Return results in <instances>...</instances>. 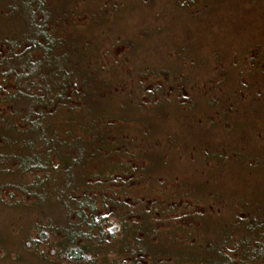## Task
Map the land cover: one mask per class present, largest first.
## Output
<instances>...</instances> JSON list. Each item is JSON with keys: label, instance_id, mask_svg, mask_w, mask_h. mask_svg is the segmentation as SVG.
<instances>
[{"label": "trees", "instance_id": "1", "mask_svg": "<svg viewBox=\"0 0 264 264\" xmlns=\"http://www.w3.org/2000/svg\"><path fill=\"white\" fill-rule=\"evenodd\" d=\"M174 2L189 19L232 5L264 21L262 0ZM89 8L0 0V160L11 163L0 174L13 176L0 190L3 204L39 210L19 250L0 239V260L264 264V154L247 142L255 131L264 136V35L247 39L250 26L236 19L233 44L207 55L180 47L152 68L138 63V51L156 32L118 27L113 5L97 21ZM206 68L216 79L208 91L193 79ZM208 137L221 140L211 146ZM188 156L250 181L253 199L239 196L225 223L177 221L199 216L203 199L217 196L208 166L199 180L173 178L175 161Z\"/></svg>", "mask_w": 264, "mask_h": 264}, {"label": "rangeland", "instance_id": "2", "mask_svg": "<svg viewBox=\"0 0 264 264\" xmlns=\"http://www.w3.org/2000/svg\"><path fill=\"white\" fill-rule=\"evenodd\" d=\"M174 1L175 0H80V2L89 6V9L92 10L91 19L93 18L97 21V17H100V14L104 12L106 13V15L104 14L105 17H107V12H113L111 9V6L113 5L115 8L114 10L119 13L117 15L119 21L117 24L118 27L123 29L129 28L132 30V33L136 30L139 31V29L145 28L156 32L157 34H152L154 37L150 39V44L146 45V47L143 48V51H141V49L138 51V63L152 68L162 67L169 57H173L170 51L180 47L195 49L197 52L207 55L208 52L211 51V48L215 49L216 46L222 48V46L226 47V45L233 44V38L236 36L231 33V30L233 27L232 25L236 24V19L239 22V25L247 21L250 26V32L245 36L247 39L255 40L264 35V29L260 27H264V24L260 23L264 21H260L259 18L256 17L255 12L248 13L244 7L236 9L232 5L229 8L222 6L224 8L221 7L222 10L218 12L213 9L210 15L203 14L200 17L189 19L186 13L173 11L171 5L173 3L175 4ZM262 3L263 5L261 4L259 8L262 6L264 7V0H262ZM130 4L133 5V8H129ZM99 6L103 7L104 10H100L98 8ZM80 9L76 10L79 11ZM231 10L235 15L233 20L230 19L232 13ZM104 15L101 18L104 19ZM81 21L87 23L89 18L86 17L85 19H82L81 17ZM241 21H243V23H241ZM161 30L164 31L161 32ZM164 34H166L165 37L162 36ZM223 36L226 37L223 38ZM105 37V47H107L110 44L111 39L110 37ZM162 37H164L165 40ZM242 44L243 42L240 43V47ZM118 51H121V49ZM168 53H170V55ZM204 70H206V72L204 71L200 74H197V71L194 72L196 74H194L193 79L194 82H196V86H198V82L199 86L202 88L201 90L208 91L211 86H214L216 79L212 76L214 74L213 71L210 72L207 68ZM205 79H212V85H210V87L205 83L203 86V80ZM133 84L136 86V79L130 81L131 87L134 86ZM158 84H160V82H158ZM246 97L241 95V100L245 99L244 103L248 100ZM142 106L151 105L146 101L145 105ZM258 122L260 121L258 120ZM255 132L254 140L248 139L247 142L255 155L263 156L261 154H264V136L262 133L260 134L259 131ZM206 140H208L210 145L213 146V140L221 139L219 137L218 139L208 137ZM188 157V159L183 158L182 161H175L174 167L177 168V170L172 173L175 172L173 178L177 181L182 177L194 180L204 178L199 168L202 166H208V163L205 164L206 160H204V158L195 159L193 156ZM1 164L6 170L7 168H10L11 165L9 161L7 162L4 160H0V165ZM208 168H211L208 175L210 178V184L214 187V191L217 192V196L214 197L210 193L203 199L201 207L198 208V210H200L199 212H201L198 214L199 216H193L187 219L176 217L178 218L177 221H183L186 223L188 220V223L194 226H198V223L201 225L220 224L221 219L225 223V220L230 216L229 211L237 208V206L241 208V205L237 203L239 196L242 197V195L245 194L248 199H253V196L251 195L253 187L250 181H237L235 179V175H237L236 173L225 169L221 170L220 167L216 166L211 167L210 162ZM215 170H218V172H215ZM9 174L11 173H8L7 171L0 174V189H2L1 187L5 184H8L7 182L9 179L13 177ZM14 180L19 183L16 178H13V181ZM7 194V191L3 192L0 190V239L4 242L6 250L13 252L20 249L22 239L30 233L29 229H31L36 223L39 216V210H30L27 207H22L25 205L24 202L5 205L3 204V200H5ZM28 204L33 205V201L27 203V205ZM192 209L193 208H191V210ZM205 210H207V213ZM183 215L185 216L188 214L184 213ZM57 217L58 215H54L53 218ZM194 219H197V223H194ZM167 226L169 225L166 224L164 227ZM0 264L13 263L11 260H0ZM25 264H36V261L31 260Z\"/></svg>", "mask_w": 264, "mask_h": 264}]
</instances>
